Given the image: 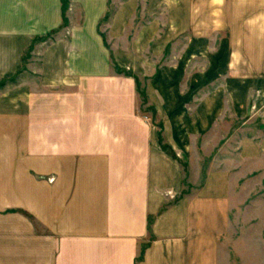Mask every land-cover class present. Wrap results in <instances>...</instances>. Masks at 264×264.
Returning a JSON list of instances; mask_svg holds the SVG:
<instances>
[{
	"label": "crops",
	"instance_id": "obj_1",
	"mask_svg": "<svg viewBox=\"0 0 264 264\" xmlns=\"http://www.w3.org/2000/svg\"><path fill=\"white\" fill-rule=\"evenodd\" d=\"M150 1L156 9L169 0ZM71 2L79 11L70 10L61 33L63 0H0V81L20 76L25 57L41 48L36 81L22 75L0 88V264H218L234 175L212 169L186 197L182 163L195 160L202 136L216 135L232 112L247 116L250 80L264 116V24L257 23L264 9L251 28L242 10L231 32L241 41L215 52L198 26L169 64L157 60L167 42L152 44L151 58L136 45L113 56L99 32L109 1ZM136 12V0H127L110 29L121 33ZM157 25L143 34L153 39ZM54 32L60 36L42 41ZM202 55L207 68L189 71ZM222 77L225 86L201 95ZM235 140L242 159L264 156V129Z\"/></svg>",
	"mask_w": 264,
	"mask_h": 264
},
{
	"label": "rangeland",
	"instance_id": "obj_2",
	"mask_svg": "<svg viewBox=\"0 0 264 264\" xmlns=\"http://www.w3.org/2000/svg\"><path fill=\"white\" fill-rule=\"evenodd\" d=\"M108 1V12L100 22L99 32L112 55H116L119 51L125 54L136 45L142 58H151L154 55L152 44L167 42L162 57L158 54L157 60L169 64L173 63L178 53H181L191 42L194 36L192 31L198 26L201 33L197 35L201 37V43L206 45V49L211 47L215 52L222 45L241 41L240 35L231 32L234 31V27L239 26L242 10H248V17L242 24L251 28L257 26L254 25L258 17L255 12L260 8L264 9L262 7L264 0H169L156 9L150 0H136V18L130 25L125 26L121 33H114L110 29L112 18L127 0ZM67 6L65 18L68 25L63 21L61 29L58 30L61 33H65V28L70 26V10L72 9L74 13L79 11V7L71 0H68ZM77 12L75 15L78 14ZM260 17L257 23L263 25L264 17ZM152 23H158L159 31L150 40L148 34H143V30ZM165 31L168 32L167 39L164 36ZM59 32H54L55 35L50 37L60 36ZM50 37L46 39L50 40ZM254 37L249 34L250 41L256 42ZM40 52L41 48H36L27 56L23 71L25 79L37 80L40 64L37 58ZM189 66V71H192L193 67L195 70L203 71L208 66V58L204 55L197 57ZM114 69L123 74L130 72L125 67L115 66ZM190 82L188 80L189 86L192 85ZM137 83L138 91L143 95L146 82L144 79H138ZM226 83L224 77L219 78L212 84L204 86L200 91L201 95L214 90L215 87L222 88ZM2 84L3 82L0 81V85ZM257 85V81L248 82L247 116L242 119L236 118L232 112L233 116L228 123L225 126L222 124L213 131L216 135L202 136L200 140L202 145L196 151L195 160L182 163L185 176L182 195L186 197L193 196L196 190L203 186L212 169L229 170L234 175L233 191L230 195L232 211L229 233L218 242V264H264V156L244 160L235 144L237 137H256L264 129V116L260 113L263 95ZM244 122L248 125V129L243 128L241 131L239 124L244 125ZM212 136H216V139H212ZM229 136L232 137L231 140H228Z\"/></svg>",
	"mask_w": 264,
	"mask_h": 264
},
{
	"label": "trees",
	"instance_id": "obj_3",
	"mask_svg": "<svg viewBox=\"0 0 264 264\" xmlns=\"http://www.w3.org/2000/svg\"><path fill=\"white\" fill-rule=\"evenodd\" d=\"M67 2H68V0H63V3H62V16H63V21L65 22V24L66 25H68V22H67V20H66V18H65V13H66V11H67V9H68V6H67ZM54 33H52V34H50V35H53ZM50 35H49V37H50ZM55 35V34H54ZM48 37V38H49ZM46 39V38H45ZM45 39H43L42 41H46ZM53 39V38H52ZM29 55V54H28ZM27 55V56H28ZM27 56L25 57V59H24V63H25V61H26V59H27ZM25 70V67L22 69V71L20 72V76H16L14 79H12V80H10V81H3V84L2 85H0V88L1 89H3V88H5L6 86H11V85H16L19 81H22L23 80V78H22V75H23V71Z\"/></svg>",
	"mask_w": 264,
	"mask_h": 264
}]
</instances>
